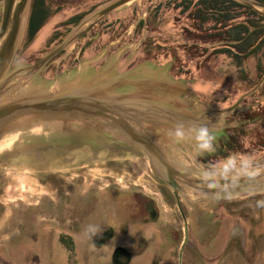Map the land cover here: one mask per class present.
Listing matches in <instances>:
<instances>
[{"label":"rangeland","instance_id":"374dc122","mask_svg":"<svg viewBox=\"0 0 264 264\" xmlns=\"http://www.w3.org/2000/svg\"><path fill=\"white\" fill-rule=\"evenodd\" d=\"M103 1L44 0L46 17L37 32L29 37L26 29L29 0L10 69L30 64V60L68 32L73 25L67 22L68 18L88 12ZM158 1L166 0H135L109 14L87 35V41L92 43L102 38H99L102 44L96 45L94 53L69 69L75 62L69 53L75 43L66 52V67L44 79L40 76L47 68L45 66L35 75V83L48 89L53 85L56 73L64 79L67 71L73 75L79 67L80 77L74 75L67 82L92 76L115 60L121 48L133 46L140 39L137 47L127 49L132 51L128 52L127 58L141 46V54L155 55L164 61V52L168 50L163 45L158 46V40L149 39L154 35L151 28L160 34L170 28L179 32L183 17L178 14L179 8L162 6L159 11L154 8L157 14L153 18L154 10L147 6ZM134 15L136 18L130 22ZM141 19L144 25L136 33L135 27ZM155 35L158 36V32ZM57 58L52 63L58 65ZM190 60L185 55L180 62L171 57L169 65L173 63L177 65L176 69L193 72L194 77L199 76L197 81L202 77L213 78L216 88L221 79L234 78L238 70L229 59L224 61L219 56ZM99 62L100 66L95 69ZM166 65L167 62L158 64V71L154 72L151 69L155 66L144 61L120 73L131 79H141L151 73L161 77ZM242 67L254 78L253 58L245 60ZM200 72L204 73L200 75ZM166 76L173 81H182L169 72ZM140 87L139 84L124 83L115 90L126 92ZM200 88L207 99L219 97L218 89L211 97L206 86ZM242 133L253 134L259 142L264 141V116L254 125L245 126ZM81 140L73 143L68 138L31 137L21 140L0 156V264H264V193L224 206L227 213L234 216L232 218L252 214L256 223L253 228L241 225L236 219L230 225L227 239L220 237L213 239L209 246L198 245L187 222L190 215L181 204L178 209L172 192L154 174L140 151L116 140L99 144ZM101 221L108 226L102 225V230L90 240L84 234V226ZM109 228L112 236L102 242L101 235ZM247 231L250 233L244 234ZM61 240L65 244L70 242L72 251H68ZM117 250L122 253L116 254Z\"/></svg>","mask_w":264,"mask_h":264},{"label":"water","instance_id":"95a60500","mask_svg":"<svg viewBox=\"0 0 264 264\" xmlns=\"http://www.w3.org/2000/svg\"><path fill=\"white\" fill-rule=\"evenodd\" d=\"M133 1L101 2L76 21L36 61L10 69L29 0H0V156L21 140L31 137L68 138L73 143L85 139L97 144L116 140L140 151L177 202L181 200L189 210L191 205L234 201L264 193V164L246 169L221 167L208 171L201 167L191 152H180L176 144L163 137L162 133L165 126L174 129L178 124L185 127L205 124L211 130L220 129L226 124L224 117L237 107L238 101L262 84L264 71L259 81L242 93L235 103L214 109L219 114L218 120L186 110V106H191L187 100L169 95L171 89L184 84L166 76L164 71L169 67V62L163 67L161 77L152 73L141 79H131L125 73L115 72L124 52L137 47L141 39L133 46L121 48L115 60L92 76L67 82L74 75L80 77L82 71L79 67L76 74L67 71L64 79L56 73L54 83L48 89L44 90L40 83L36 84L35 75L53 56L61 52L57 58L59 63L68 49L93 25ZM235 1L264 15V2ZM124 83H135L142 87L126 92L115 90ZM26 86L27 90H22ZM263 99L264 95L259 101Z\"/></svg>","mask_w":264,"mask_h":264},{"label":"flooded vegetation","instance_id":"af4514ba","mask_svg":"<svg viewBox=\"0 0 264 264\" xmlns=\"http://www.w3.org/2000/svg\"><path fill=\"white\" fill-rule=\"evenodd\" d=\"M37 1L38 0H30L29 12L26 20L27 32L30 9L32 5L37 3ZM97 24L98 23H96L95 25ZM95 25H93L92 28ZM91 29L88 31V33L82 35L77 40L76 44L69 52L74 57L73 61H75L74 64L70 65L69 69L75 67V65H77L80 60L87 58L88 55L94 53L97 50L96 45L102 44V41L100 40L102 38L100 37V39L98 38V40H95V43L87 41V39L89 38V36L87 35H90L89 33H91ZM141 48L142 47L140 46L136 49V51H133V55L129 58H127L126 56L131 50L125 51L116 64L115 72H123L144 61H148L153 66H155V68L151 70L156 72L158 71V64H163L170 61H162V58H158V56L155 55L150 56V54L148 55L146 53L141 54ZM60 54L61 52L56 54L49 60V62L46 64L47 68L44 71H41L42 73L40 77L48 79L50 77H53L55 75V72L59 73L61 72L62 68L66 67L65 61L68 60V54L59 62L58 65H56V63H52V61H54V59L57 58ZM40 55L34 60H30V63L36 61L40 57ZM217 56L221 57V59H223L224 61H226V59L228 58L225 54H216L214 57ZM249 58H253L254 60V78H251V75H248L243 67L240 70L239 67L236 66L238 70L235 71L234 78L225 80L221 79L220 86L218 88H216V85L214 84L216 82L212 80L213 78L207 79L209 87L208 90L209 94L211 93V97H214L213 95L218 89L219 97L214 98L213 100L207 99L204 92L199 91L195 88V84L198 83L197 78L199 76L194 77L193 72H190L189 70L181 71V69L179 68L176 69L174 68L175 66H172L171 63L166 69L165 73L167 74V72H169L174 78L182 79V81L184 82L185 86H182L180 88L179 96L180 98L187 100L191 105L186 106V110L193 111L195 113L198 111L200 115L202 114L207 118L218 120L219 118L217 116L219 114L215 112L214 109L225 108L232 105L237 101L242 93L250 89L261 78L262 75L259 77L257 65L260 60H264V53L249 56L245 60ZM100 63L101 62L97 63V67L95 66V69L100 66ZM175 69L176 71H174ZM203 73L204 72H200V75ZM262 95H264V80L256 90L246 96H243L238 101L237 107L231 113L227 114L224 117L223 121L224 124H226L222 125L220 129H217L219 131H213L215 136L213 142V150L204 152L198 151L195 148L194 142L189 139H185L179 142L175 141L169 135L172 128H168V125L165 126L166 129L162 130L163 137H165L169 141L172 140L176 144V147L180 152L185 154L191 152L198 163L201 165V167L205 168L208 171H215L217 168L221 167H255L262 165L264 163V141L261 140L262 142H259L258 138L254 137L253 134L244 135L242 133L245 129V126L249 124L254 125L261 119V117L264 116V99L259 101ZM185 144L189 151L186 148ZM168 146L171 148L170 145ZM260 195L261 194L250 195L246 198H243L242 200L254 199L255 197ZM174 199L178 209H180L179 204H181L183 206V209L186 210L190 215V220L188 221V223L190 224V230L193 232L198 245L203 244L209 246V243H211L213 239L220 237H222L224 240L227 239V235L230 233V225L232 224V222H236V219L238 223H241V225H249L250 229L253 228V226L256 224L254 222V216L252 214L246 213L245 216L239 214L236 218H232L234 216L227 213L224 206L233 201H220L217 203H208L207 205H191V210H189L181 200L177 202V199L175 197ZM248 233L250 232H244V234L247 235ZM245 241L246 240H244V242ZM209 254L210 253H208V255Z\"/></svg>","mask_w":264,"mask_h":264},{"label":"trees","instance_id":"16d2710c","mask_svg":"<svg viewBox=\"0 0 264 264\" xmlns=\"http://www.w3.org/2000/svg\"><path fill=\"white\" fill-rule=\"evenodd\" d=\"M259 1L264 2V0ZM162 6L172 9L179 8L178 14L183 17V21L179 24L181 26L179 32L175 28H170L168 32L160 34L158 30L151 28V33L155 35L158 32V36H149V39L158 40V46L163 45L168 50L164 52V60L169 61L171 57H176V61L180 62L185 55L191 58L192 62L198 58L206 60L216 54H225L241 70L240 67L247 57L264 53V15L255 12L247 5L235 0H166L165 2L158 1L147 7L151 10L158 8L159 11ZM86 12L87 10L74 14L68 18L67 22L74 24ZM156 14L155 10L152 11L153 18ZM135 16L130 22L136 18ZM45 17L44 0H38L30 9L29 37L36 33ZM150 21L149 19L148 22ZM143 25L144 20L141 19L135 27L136 33L140 32ZM195 48L201 51H194ZM173 65L177 66L172 63ZM257 69L260 77L264 71V60L258 62ZM111 236L112 230L105 229L101 235V241L104 242ZM61 241L68 251H72L70 242L65 244L64 240ZM118 252L122 253L120 250L115 253Z\"/></svg>","mask_w":264,"mask_h":264},{"label":"clouds","instance_id":"9594fccd","mask_svg":"<svg viewBox=\"0 0 264 264\" xmlns=\"http://www.w3.org/2000/svg\"><path fill=\"white\" fill-rule=\"evenodd\" d=\"M169 135L177 142L185 139L193 141L198 151L213 150L215 136L213 131L205 124H192L187 127L178 124L170 131ZM102 225L108 226L104 221L88 223L84 226V234L90 239L102 230Z\"/></svg>","mask_w":264,"mask_h":264},{"label":"crops","instance_id":"0c3cea01","mask_svg":"<svg viewBox=\"0 0 264 264\" xmlns=\"http://www.w3.org/2000/svg\"><path fill=\"white\" fill-rule=\"evenodd\" d=\"M227 59H229V58H227ZM230 60V59H229ZM231 61V60H230ZM244 63V62H243ZM242 66H243V64L241 65V67L240 68H242ZM151 75H152V73H151ZM197 79H199V78H197ZM207 79H208V77H202L201 78V80H199L198 81V83L197 84H195V88L197 89V90H199V91H202V92H204L203 90H202V88H200L201 86H206L207 87V89H209V87H208V83H207ZM183 82V81H182ZM203 82V83H202ZM184 83V82H183ZM183 86H185L184 84H183ZM182 87V86H181ZM181 87H177V88H175V89H171L170 90V92H169V95H176V96H178V97H180L179 96V90H180V88ZM168 94V93H167Z\"/></svg>","mask_w":264,"mask_h":264}]
</instances>
